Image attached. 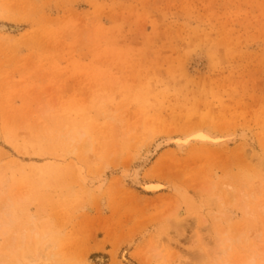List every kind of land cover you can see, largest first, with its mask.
Returning <instances> with one entry per match:
<instances>
[{
    "label": "rangeland",
    "instance_id": "374dc122",
    "mask_svg": "<svg viewBox=\"0 0 264 264\" xmlns=\"http://www.w3.org/2000/svg\"><path fill=\"white\" fill-rule=\"evenodd\" d=\"M0 26V247L34 229L58 264H205L220 211L263 248L264 214L212 195L264 203V0H0ZM193 123L248 139L141 166Z\"/></svg>",
    "mask_w": 264,
    "mask_h": 264
},
{
    "label": "bare ground",
    "instance_id": "6f19581e",
    "mask_svg": "<svg viewBox=\"0 0 264 264\" xmlns=\"http://www.w3.org/2000/svg\"><path fill=\"white\" fill-rule=\"evenodd\" d=\"M5 30V26H0V31ZM7 30L15 31V28L11 27ZM206 130L203 129L202 125L193 123V125H190L186 128L183 135L171 136L156 142L153 150L146 156L144 155L145 157L142 160L141 166H146L151 158L156 156V154H158V152H160L164 148L171 147V157H174L177 154H183L187 151L204 156H209L213 153H216V151L218 152L219 150L228 149L229 145L236 144V140L238 139H248V136L245 132L234 133L229 130L222 129L218 132H210ZM58 136L60 137V139L69 140L72 144H78V141H76L75 138L82 139L84 137L83 133L80 132H77L75 135H73L71 132H68L67 134H60ZM88 143L89 141L86 140L85 144ZM259 184L260 186L264 185V183L262 182ZM134 185L145 194H156L164 190H173V187L168 184H162L160 182L147 183L145 181L142 182L138 179L135 181ZM210 189L211 186H207L203 190H201V192L204 195L213 194L214 192L211 193ZM213 190H215V188ZM4 194L5 184L4 181L0 178V196H4ZM212 196L213 201L216 204V208L218 205L219 210L221 211H224L225 209H227V207L229 208L230 203H233L234 205L235 203H238L237 205H242L243 214H245L246 216L248 212H252L253 215L259 213L264 214V203L260 201L256 202V198L258 196L255 198L253 195H248L242 192L237 193L233 187H223L221 188V191L217 192V194L215 195L213 194ZM248 207L251 209L250 211H248ZM7 208L8 207L5 202H0V231L2 232L0 233L1 237L5 236L3 228H7L11 225V221L8 220L9 214L6 211ZM218 215L219 217L217 218ZM209 222L211 223L210 228L212 229L211 231H213L214 235L211 237L212 247L209 245V247L211 248L206 249V247L202 246L198 250V254L204 260L203 262H205V264H264V246L262 248L256 244L261 242L262 237L260 234H251L253 236L250 238L249 236H246V234L240 232L233 237L230 229L231 226H229V216H226L224 212L220 211L214 213V215H212V219H210ZM49 236L50 234H48L46 230L43 234L34 231V229L32 231L30 230L29 233H27L26 231H21L18 236L11 237L9 241L6 240V245H1L2 247H0V264H58V254H44V251L46 250H44V248L51 247L50 243V246H46V242L47 240H49ZM53 249L55 253V249L57 248L53 246ZM237 250H240L242 252L240 253V256L238 255L239 258L236 255ZM128 251L129 249H126L122 251L120 255L121 261L125 263H129V260L126 257ZM166 263L168 264V262Z\"/></svg>",
    "mask_w": 264,
    "mask_h": 264
}]
</instances>
